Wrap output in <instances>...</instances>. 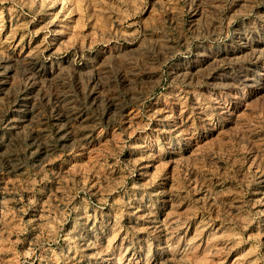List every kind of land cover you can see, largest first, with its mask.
<instances>
[{
  "label": "rangeland",
  "instance_id": "obj_1",
  "mask_svg": "<svg viewBox=\"0 0 264 264\" xmlns=\"http://www.w3.org/2000/svg\"><path fill=\"white\" fill-rule=\"evenodd\" d=\"M0 264H264V0H0Z\"/></svg>",
  "mask_w": 264,
  "mask_h": 264
}]
</instances>
